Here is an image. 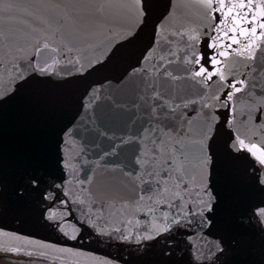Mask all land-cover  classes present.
<instances>
[{"label":"snow or ice","instance_id":"1","mask_svg":"<svg viewBox=\"0 0 264 264\" xmlns=\"http://www.w3.org/2000/svg\"><path fill=\"white\" fill-rule=\"evenodd\" d=\"M57 261L264 264V0H0V264Z\"/></svg>","mask_w":264,"mask_h":264},{"label":"water","instance_id":"2","mask_svg":"<svg viewBox=\"0 0 264 264\" xmlns=\"http://www.w3.org/2000/svg\"><path fill=\"white\" fill-rule=\"evenodd\" d=\"M8 226L10 228H13V229H19L21 232H24V233H33L37 238L49 239V240H55L56 239L55 234L52 233L51 231H48V230H45L42 228H36L35 226H33L30 223L18 224V223L9 221ZM61 243L63 244L64 242L61 241ZM67 246H71V247L83 246L87 250H93L94 249L97 253H99L101 255L108 253V252H112L113 254H115L114 248L109 249L105 245H98L94 242L90 243L87 236H85L82 241H77V242L68 241ZM57 264H61V262L57 261Z\"/></svg>","mask_w":264,"mask_h":264}]
</instances>
